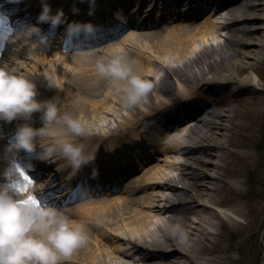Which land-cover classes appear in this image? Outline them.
<instances>
[{
	"label": "bare ground",
	"instance_id": "obj_1",
	"mask_svg": "<svg viewBox=\"0 0 264 264\" xmlns=\"http://www.w3.org/2000/svg\"><path fill=\"white\" fill-rule=\"evenodd\" d=\"M55 1L54 5L57 4V7H52L54 12L61 9L60 1L62 0ZM76 1H85L88 6L91 4V0ZM260 1L262 0H214L210 9L212 12H210L208 17L196 23L194 22V17L203 13V10H200L202 7H196L197 9L193 11V14L179 13L173 9L168 10V8H164L162 11L158 9L155 16L151 14L154 10L150 6L145 10L146 14H143L145 12L142 13L140 26H148L150 24L155 27L158 24H167V22L171 21V18L176 19L178 17L182 20L192 17V21L189 23L179 22L167 27V32L160 38L159 43L157 42L154 46L146 41L141 44L140 41L143 39L139 38L141 31H132L121 39V41L125 39L123 43L116 41L115 43H107L104 47H99L98 50H88L84 54L81 52L71 54L61 52L60 47H57L53 41L27 48L30 43L29 37L16 34L13 36L9 35V41L16 47L7 43L6 48L13 51H2L4 53L2 57H4V60L14 62L19 72H24V68L26 69L27 65V60L17 59L18 55L21 56L19 53L24 54V57L27 56L26 58L29 60L32 59L31 61L34 62V65L36 64L34 56L37 53L42 54L44 51L49 56L55 54L57 59H63V62H59L61 65L58 64V67L63 68L59 74L64 77L61 78L62 80H58V74L49 75L54 84L53 88L49 87V84L45 85L43 83L39 85L37 82L38 99L45 100L59 96L61 103H63V98L67 96L73 102L80 97L85 99L83 84L88 79L85 80L82 74L88 68L85 67L87 63L84 62L90 63L92 59V63H94L93 57L97 52H105L106 54L109 52L121 53L122 50L128 49V46L132 43L135 48L133 51H136L137 55L132 61L146 78L153 80L155 87L142 106L127 108L124 105L123 110H125V113L118 120V130L120 128L126 129L125 127L138 126L140 128L139 135H137L138 142L144 143V139L141 136L142 133H151L154 128V119H158L155 110L159 107L168 109L162 113L163 116L161 117L163 121L171 123L170 127L167 126V123L164 125L166 126V131L164 130L163 135L164 141L161 142V139H157L156 144L158 143V145L156 146L155 141H153L154 135L146 145L145 154L144 152H138L139 154L134 152L136 151L133 148L136 144L134 137L116 136L114 133L117 127L107 131L109 137L106 139L102 140L99 137L92 136L93 141H91L89 152H94L96 157L101 159L99 160L101 162L95 160L94 162L97 164H86L84 168L89 171L90 175H97L101 170H104L106 174L103 179L93 177V180L95 183L100 181L102 184H107L106 186L108 187L110 185L106 180L109 177H123L125 175L126 180L123 179L113 184V187L116 186L118 188L122 183L124 194L115 201L112 200L113 197L104 196L98 199L89 197L76 203L68 210L74 219L82 221L86 225L90 239L85 246L77 249L71 257L64 260L63 264H136L137 261H140L139 264H171L172 262L176 264L179 256L187 259L192 255L191 249L195 247L196 242L200 239V234H204L206 230L210 232L209 226L206 225L211 218L209 214H211L212 207L219 206L223 200L219 194L211 195L210 192L207 195L211 180L220 178L217 169H215V174L209 172L210 167L220 168L223 165L221 164L222 152L220 145L214 139L213 134L218 132L215 129L219 127V124L223 125L219 118L225 117L227 114H217V110L212 109V101L202 107V103L197 101L196 96H193V92L197 91V88L202 83L221 78L223 76L222 73L227 71L225 68H230L227 71L230 73L224 76L230 79L232 83L240 84V86L246 84L257 85L258 75L256 69L251 68L250 73H245L241 77L237 76V73L242 72L250 65L253 66L255 62L258 63L261 59L260 54L264 52V40L259 39L261 30H264V11L260 12L264 9V6ZM123 6H126V4ZM99 8L96 7V9ZM140 10L139 6L135 7L132 13ZM117 13L119 12H113L112 15L103 14L100 18L103 17L108 22L113 21L116 19ZM218 15L223 16L226 20H218ZM133 19L131 20L132 23L135 22ZM258 21L263 24V27L256 25ZM49 24V22H45L44 27H48ZM137 26H139V23L136 22L133 27ZM222 27L227 28V33L224 40L217 41V36L221 33H216V31ZM197 37L204 41L199 47L196 45ZM206 39L212 42L206 43ZM254 39H256L255 44L259 48L258 52H256L257 47L253 48L252 41ZM126 43L128 44L120 46ZM2 44L5 46L6 42L4 41ZM247 45L248 50L245 51V46ZM53 49L55 52H53ZM2 52L0 51V58H2ZM239 54L244 59L241 60ZM251 56L256 58L255 62L249 60ZM201 63L204 64L201 65ZM41 64L43 66L42 62ZM160 67L163 68V74L157 76V70ZM95 76L97 79L93 81L94 85L100 86L104 84L106 86V90H103L102 93L104 104L112 106V101L116 102V96H114L116 94L108 91L109 82L107 79L99 77L98 74H95ZM32 78L37 81L36 77ZM174 80L177 81L178 91L174 89ZM90 81L89 79L88 82ZM159 92L169 95L170 98H161L162 94ZM69 93L73 95L71 96ZM180 95L186 96L183 101L188 100L186 101L190 108L188 109V114L192 116V121L187 123L188 125L181 124L182 120L175 121L176 123L173 124L172 121L169 122V120L165 119L167 113L175 116L179 111L177 106H174L171 102ZM148 99L153 102L150 103ZM157 99H160V101L157 102ZM80 103V100L79 103H74L75 105L77 104V109L85 105V103H83L84 105H79ZM215 103L217 104L216 101ZM97 104V108L101 107L99 101ZM146 104H149L150 107H157L153 111L155 114H149L150 111L144 110ZM141 111L143 114L138 116ZM177 118L182 119L183 117L175 116L172 118L173 122ZM32 122L36 127L42 125L40 115L37 112L33 114ZM1 125L2 127H9L10 123L0 121V131L2 130ZM100 127L102 129V126ZM89 135L90 133L81 138ZM205 140H209L210 143L206 144ZM6 144L5 138H0V155H3ZM153 148L164 154L169 151H180L184 156V159L179 162L181 168L176 173H172V170L177 168V164L171 162L168 158H164L165 163H154L142 170L141 175L130 178L134 173L131 172V168L135 169L139 160L143 162L144 159H150L151 157L145 156L141 160L142 156L140 155L154 154L156 150ZM126 149L130 151V154L126 153ZM215 149L219 150L220 157L217 159L218 161L212 162L202 157L201 153L203 152L214 156ZM158 160H161V157ZM56 161L57 163H54V165L57 166V170L53 171L52 169V173L56 174L59 171L67 174L73 173L70 167L65 166L62 159L48 160L46 162L47 168L50 167L52 162ZM6 163L7 161H0V168L4 167ZM126 164H130V166L126 167ZM142 167V164H139L138 168L141 169ZM94 169L96 170L95 174ZM81 170L79 171L81 172ZM16 176V185L21 192L25 191L24 185L28 187L27 189L32 186L31 190L38 185H35V181H33V186L31 180L25 179L19 172H17ZM75 182L78 185L84 184L81 179ZM165 187L167 188L165 191L169 192L164 191ZM98 191L97 189L95 192ZM66 194L67 192L64 193V195ZM205 195L208 196L205 199L206 202L201 201ZM61 200L65 201V198ZM218 210L221 212H226V210L234 211L230 206H220ZM164 213L166 216L161 220ZM192 213H195L196 217L193 218L191 216ZM177 224L180 226L179 230L174 227ZM192 235L194 237L189 241L188 239ZM122 243H130V245L124 247ZM202 261L212 263L213 260L203 258Z\"/></svg>",
	"mask_w": 264,
	"mask_h": 264
},
{
	"label": "clouds",
	"instance_id": "obj_2",
	"mask_svg": "<svg viewBox=\"0 0 264 264\" xmlns=\"http://www.w3.org/2000/svg\"><path fill=\"white\" fill-rule=\"evenodd\" d=\"M42 5L38 21L50 22L53 29L64 23L62 8L54 12L48 0H42ZM91 5L90 14L95 11L96 0H91ZM15 31L39 45L47 44L52 34L45 33L39 24L30 23ZM82 31L96 33L98 27L92 22H73L68 26L67 35ZM94 70L99 77L108 80V91L120 95L127 108L142 106L155 87L153 80L146 78L135 63L120 52L95 57ZM45 78L54 85L50 77ZM36 112H40V127L32 122ZM17 119L24 122L17 125L0 155V161H7L0 168V264H63L88 243L86 225L61 207L41 199L31 186L21 192L16 185V174L26 176V172L22 173L24 167L19 166L18 158L24 151L43 160L62 159L65 166L78 173L96 159L95 153L89 152L79 140L87 133L89 125L80 113L62 110L59 96L38 99L36 81L17 71L11 60H3L0 61V121ZM3 136L0 131V138ZM174 227L179 230L180 226Z\"/></svg>",
	"mask_w": 264,
	"mask_h": 264
},
{
	"label": "rangeland",
	"instance_id": "obj_3",
	"mask_svg": "<svg viewBox=\"0 0 264 264\" xmlns=\"http://www.w3.org/2000/svg\"><path fill=\"white\" fill-rule=\"evenodd\" d=\"M260 2H262L264 6V0ZM263 11L264 9L260 12ZM206 16L207 14L202 15L196 19V22H200ZM217 19L221 20L222 18L217 17ZM256 25L263 27V24L260 23V21H258ZM140 30L143 31L142 29ZM152 31L153 29H146L142 32L143 34L139 37L143 38L142 41H140L141 44L146 41L148 44L154 46L157 42L159 43L160 38H162V36L167 32L165 30L157 29L155 30L157 31L156 33H153ZM218 32L221 34L217 36V41L224 40L226 29L219 28L216 33ZM125 35L126 32L120 37H117L113 41L107 43H115L116 41L123 43L125 42V39L123 41H121V39L124 38ZM246 38L248 37L246 36ZM197 39L196 45L199 47L204 43V41L200 40L198 37ZM259 39L264 40V30H261ZM211 42V40L206 41V43ZM255 42L256 39L252 41L253 48L255 49L257 47L256 52H258L259 48L256 46ZM107 43H104L99 47L102 48ZM127 44L128 43L124 45L121 44L120 46L122 47ZM132 45L134 44L130 43L128 46L129 48L124 49L121 52L131 60L137 56L136 51H133L135 48ZM97 47L98 46H96V48ZM98 49L99 48L96 50ZM247 50L248 45L245 46V51ZM84 51L86 50H83L82 52ZM53 52H55L54 49ZM102 54L106 53L97 52L93 57V62L95 57ZM26 57L27 56L24 57V55L17 57V59L27 60L26 69L24 68L23 73L28 74L31 77H36L40 83H44V81H46V83L49 84V87L53 88L54 85L50 84L45 77H50L49 75L52 76L54 74L59 75L58 80H62L61 78L64 77L59 74L62 72L63 68L58 67V64H60L59 62H63V59H57L55 54L53 56H49L46 51L42 54L37 53L34 56L36 62L35 65L33 64L34 62L31 61L32 59L29 60ZM260 57L261 59L257 63L255 62L256 58L251 56L249 60L251 62H255L253 66L250 65V67L245 68L242 72L237 73V76L241 77L245 75V73H250L252 70L251 68L256 69L258 75L257 85L251 87L239 86L238 88L240 89L236 88L235 90H229L226 88V85H222L223 87L219 85L216 89L218 91L221 88V92L219 93L220 95L216 98L218 104L212 108L217 110V114L225 113L227 115L219 118L223 125L219 124V127L215 129L218 132L213 134L214 139L221 145V164L223 165H221L220 168H216L214 166L210 167L209 172L215 174V169H217L219 171L220 178L211 180L210 188L207 190V195H209L210 192L211 195L219 194L221 196L220 198H223L220 206H230L234 209V211L231 212L226 210V212H221L218 210L220 206H218V208H212L211 214H209L211 215L210 221L211 219L212 221L206 223V225L209 226L208 228L210 229V232L206 230L204 234H200V239L196 242L195 247H192L191 249L192 255H190L187 259L179 256L176 260V264H259L263 256L264 246L261 235L262 228L264 226V52L260 54ZM239 58L241 60L244 59L241 54H239ZM41 62L43 63V66H41ZM84 63H87L85 67L88 69L83 72L82 76L85 80H91L90 82L86 80L87 82L83 84L85 99L80 97L82 104L80 103L79 105H84L83 103H85V105L84 107L77 109V104L75 105L73 100L67 96L64 98L62 97V108H64L63 110H72L80 113L88 122L89 128L87 132L90 133V135L87 136V138L92 139V136L94 135L103 140L109 137L107 133L108 130H112L114 127L118 126V120L122 118V115L125 113V110H123L124 104L118 94L114 95L116 96V102L112 101V106H110V104H104V101L102 100V93L103 90H106V86L104 84L100 86L93 84V81H96L97 78L95 76L96 73L92 59L90 63L87 61ZM203 64L204 63H201V65ZM225 69L228 71L230 68ZM227 71H224L225 73H222L223 76L217 80L224 79V75L230 73ZM160 74H163V68L161 67L157 70V76H160ZM53 79H55V77H53ZM176 82V80L173 81V84L175 85L174 89L178 91L179 88ZM209 86L210 84L202 85L200 87V91L209 92ZM159 93L162 94L160 96L161 98L167 99L170 97L165 93ZM212 95L213 93L211 95L208 93L206 98L212 97ZM214 96H216V94ZM98 101L102 108H97ZM148 101H150V103L153 102L151 99H148ZM159 101L160 99H157V102ZM144 108V110L148 112L155 107H150L149 104H146ZM37 114L40 115V112H37ZM141 114H143L142 111L138 114V116H141ZM190 121L191 120L184 121L181 124L188 125L187 123ZM100 126H102V129H100ZM125 128L126 129L120 128L118 130L117 127L114 134L116 136L124 134H126L127 137L135 136L134 141H136L138 139L137 135H139L138 133L140 128L138 126ZM153 132L155 134V138H153ZM88 133L85 134V136L88 135ZM141 136L148 141L150 138H153L156 146L158 145V143L156 144L157 139H161V141L163 140L161 132H144ZM136 142H138V140ZM205 143L209 144L210 141L205 140ZM218 151L219 150L217 149L214 150V156H210L206 152L201 153V155L204 159L216 162L220 157ZM151 156L153 158L151 157V159L146 160L143 163L144 167L136 171L133 174V177L139 176V174L142 173V170L154 163H165L164 158H168L170 161H177L181 158L183 159L180 152H170L167 154L157 153ZM157 157H161V160H158ZM116 195L118 194L110 195L113 197V201L119 199L114 197ZM207 195H205L201 201L206 202L205 199L208 198ZM164 216L165 215L163 214L161 220L164 219ZM191 216L194 218L196 217V214L192 213ZM193 237L194 235H192L188 240L191 241ZM126 246L127 245H125V247ZM203 258L211 259L213 261L212 263H206L202 261ZM139 263L140 261L136 262V264ZM171 264L175 263L172 262Z\"/></svg>",
	"mask_w": 264,
	"mask_h": 264
},
{
	"label": "snow or ice",
	"instance_id": "obj_4",
	"mask_svg": "<svg viewBox=\"0 0 264 264\" xmlns=\"http://www.w3.org/2000/svg\"><path fill=\"white\" fill-rule=\"evenodd\" d=\"M25 172V170H22V173H24ZM24 178L25 179H28V180H30L31 179V177L26 173V176H24Z\"/></svg>",
	"mask_w": 264,
	"mask_h": 264
},
{
	"label": "water",
	"instance_id": "obj_5",
	"mask_svg": "<svg viewBox=\"0 0 264 264\" xmlns=\"http://www.w3.org/2000/svg\"><path fill=\"white\" fill-rule=\"evenodd\" d=\"M264 263V259L262 260V263L261 264H263Z\"/></svg>",
	"mask_w": 264,
	"mask_h": 264
}]
</instances>
